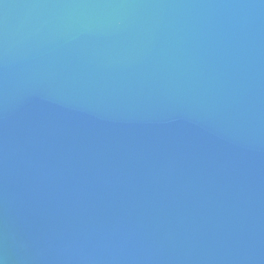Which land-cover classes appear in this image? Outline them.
<instances>
[{
    "label": "water",
    "instance_id": "1",
    "mask_svg": "<svg viewBox=\"0 0 264 264\" xmlns=\"http://www.w3.org/2000/svg\"><path fill=\"white\" fill-rule=\"evenodd\" d=\"M0 264H264V0H0Z\"/></svg>",
    "mask_w": 264,
    "mask_h": 264
}]
</instances>
